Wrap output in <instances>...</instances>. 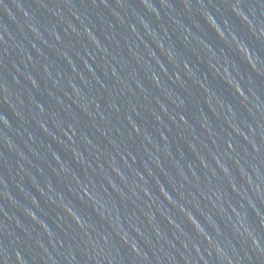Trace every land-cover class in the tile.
<instances>
[{
    "label": "water",
    "instance_id": "obj_1",
    "mask_svg": "<svg viewBox=\"0 0 264 264\" xmlns=\"http://www.w3.org/2000/svg\"><path fill=\"white\" fill-rule=\"evenodd\" d=\"M0 264H264V0H0Z\"/></svg>",
    "mask_w": 264,
    "mask_h": 264
}]
</instances>
